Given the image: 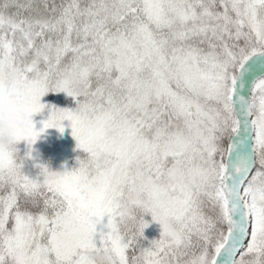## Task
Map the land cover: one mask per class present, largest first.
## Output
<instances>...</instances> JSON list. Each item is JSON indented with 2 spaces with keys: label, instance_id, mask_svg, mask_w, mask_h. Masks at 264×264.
Wrapping results in <instances>:
<instances>
[{
  "label": "snow or ice",
  "instance_id": "1",
  "mask_svg": "<svg viewBox=\"0 0 264 264\" xmlns=\"http://www.w3.org/2000/svg\"><path fill=\"white\" fill-rule=\"evenodd\" d=\"M5 116L0 264H264V0H0Z\"/></svg>",
  "mask_w": 264,
  "mask_h": 264
},
{
  "label": "rangeland",
  "instance_id": "2",
  "mask_svg": "<svg viewBox=\"0 0 264 264\" xmlns=\"http://www.w3.org/2000/svg\"><path fill=\"white\" fill-rule=\"evenodd\" d=\"M42 104L52 105L57 108H74L75 103L71 97L66 96L64 93H52L49 92L45 96L41 97ZM49 115L48 107L42 110L40 113H36L32 116V120L37 129L41 127L40 121L47 118ZM61 125L64 128L63 133L59 132L56 128L45 129L39 136L35 144L32 146L33 156L38 157L41 162L53 171H62L64 168L71 169L75 166V160L78 155V150L75 149V140L71 135L70 122L67 120L61 121ZM25 142L20 141L17 144V148L21 151L24 150ZM150 219V217H146ZM159 227L155 224H150L145 230V236L148 239L154 238L158 235Z\"/></svg>",
  "mask_w": 264,
  "mask_h": 264
},
{
  "label": "clouds",
  "instance_id": "3",
  "mask_svg": "<svg viewBox=\"0 0 264 264\" xmlns=\"http://www.w3.org/2000/svg\"><path fill=\"white\" fill-rule=\"evenodd\" d=\"M14 144L13 131L5 116L0 119V146L4 148H11ZM94 264H106V259L103 255H93L90 258Z\"/></svg>",
  "mask_w": 264,
  "mask_h": 264
}]
</instances>
